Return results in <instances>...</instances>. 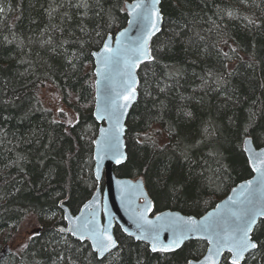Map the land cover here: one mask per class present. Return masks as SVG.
I'll return each instance as SVG.
<instances>
[{
    "label": "trees",
    "instance_id": "16d2710c",
    "mask_svg": "<svg viewBox=\"0 0 264 264\" xmlns=\"http://www.w3.org/2000/svg\"><path fill=\"white\" fill-rule=\"evenodd\" d=\"M127 1L132 0H88L91 8L85 10L76 7L80 0H0V264H71L69 257L75 264H95L87 242L77 252V239L56 226L65 225L60 201L77 214L99 185L93 170L100 124L93 114L91 53L102 46L97 31L114 35L126 26L129 15L119 9ZM161 11L163 26L151 41L158 62L138 68L139 96L126 123L129 159L114 171L118 177H143L154 204L152 215L170 209L201 217L254 172L242 138L226 139L227 133L221 138L227 171L219 178L211 171L218 165L207 155L210 148L193 149L188 155L195 163H190L181 152L193 138L183 139L180 147L177 141L189 132L199 140L209 120L227 125L231 117L242 127L253 121L264 125V0H162ZM178 70L179 76L169 78L168 73ZM209 71L223 73L226 84L217 88ZM47 84L76 114L72 124L44 105L42 88ZM185 112H192L193 119ZM165 165L173 179L191 168L209 180L193 177L201 187L190 185L199 193L191 198L164 195L156 172ZM29 215L42 223L39 235L15 252L11 239ZM115 236L123 251H114L106 264H185V258H200L207 248L206 242L191 240L165 259L119 226ZM252 264H264V256L257 253Z\"/></svg>",
    "mask_w": 264,
    "mask_h": 264
},
{
    "label": "snow or ice",
    "instance_id": "6c2138e0",
    "mask_svg": "<svg viewBox=\"0 0 264 264\" xmlns=\"http://www.w3.org/2000/svg\"><path fill=\"white\" fill-rule=\"evenodd\" d=\"M160 4L161 0H132V3H126L125 8L119 9L120 11H127L128 15L133 17L128 21L129 26L136 27L138 31L137 36L126 45L121 44L119 37L127 36L129 31L127 28L118 34L115 41L116 47L112 46L113 37L111 33L107 31L103 34L99 31L96 32V36L100 37L99 42L103 46L98 52H92L91 55L97 57L98 63L103 64L109 72L119 70V74L123 77L121 90L117 91L114 97L111 95L112 90H108L109 101L104 111L107 114V119L111 122V126L108 129L101 128L102 137L93 141L98 146L95 170L97 181L101 178V164L104 159L110 158L117 165L123 164L129 159L128 154L121 151L123 147L122 137L125 133V127L121 121L127 109L137 97L138 80L135 69L144 61L149 63L158 62L156 57L152 55L148 42L152 36L161 31L160 26L164 16L161 8L158 7ZM76 7L88 10L91 5L88 0H80ZM0 11H3V9H0ZM101 11H103L102 8ZM101 11L95 13L97 17L101 15ZM226 15L231 17L233 13L228 11ZM249 23H252V21H249ZM81 31H84V29L82 28ZM8 42L11 43V41ZM45 43L50 44L51 41ZM52 51L55 52V49H52ZM231 51L236 52V49L232 48ZM221 54L223 57L228 58L229 54L227 52L221 50ZM121 65H123L122 69L120 68ZM223 67L227 69L228 66L224 64ZM97 75H101V73L98 71ZM179 75V70L176 73H168L169 78ZM227 75H232V73H227ZM207 76L216 84L217 88H222L226 84L223 73L214 74L209 71ZM201 79L204 85L208 84L207 79L203 77ZM121 98L123 103L119 102ZM225 98L229 101L232 100L231 96ZM58 111L67 115L64 113L63 108H59ZM184 115L188 119H193L192 112H185ZM96 118L104 119L105 116L97 114ZM66 122L73 123L71 119ZM53 123H58V121H53ZM225 133L228 134L226 139L242 138V143L245 146L257 145V148H244V152L248 153L247 164L257 175L253 179L247 180L242 186L240 196L243 199L229 196L223 208L218 204L216 208L219 211L214 210L208 213V216L202 218V221L197 220L194 216L183 217L179 213H162L156 217V222H154L148 219L146 215V213L153 210L154 204L148 199L147 193H143L145 196L144 204L138 206L141 210L134 214L133 223L136 231H129L127 227L121 225L122 231L127 233L129 237H134L137 241H143L148 245L151 253H158L164 256L165 259L175 253L177 249H181L185 240L192 237L206 240L209 245L206 254L195 260L185 258V264H252L257 253L264 256V147H259L260 143H264V125H257L253 121L242 127L236 124L231 117L228 118L227 125L209 120L205 122L204 127L200 130L199 140H195L192 133L189 132L177 141V147L181 146L183 139L193 138L194 142L183 145L181 152L184 160L190 163L195 162L191 161L188 155L189 152L200 146L210 148L207 155L218 165L216 169L211 171L214 178H219L227 171L221 152L223 146L221 138L225 137ZM175 136L180 137L181 133L175 132ZM153 143L155 144L154 141ZM169 170L170 165H165L163 168H157L156 172V183L161 186L164 195L179 196L183 194L191 198L194 194L198 195L199 193H194L190 185H194L196 189L201 187V185L195 184L193 177L197 179L204 177L205 180H209L204 172L197 174L191 168H189L187 174L173 179L169 175ZM145 171H148L147 165H145ZM233 191L235 192L236 189H233ZM93 200L96 201L97 198L94 196ZM92 203L93 201H89L84 204V209H88ZM60 207H64V201H60ZM90 216L91 219L84 216L83 212L81 216L74 217L65 214L63 219L79 223H72L67 229L58 228L57 231L70 233L71 236L76 237L77 242L81 244V248L76 249L77 252H81L84 243L87 242L90 245L89 256L95 261V264H106L109 257L113 256L114 251L116 253L123 251L122 242L112 232L111 219L108 220L106 225H100L95 219V209L91 211ZM161 221H164V223H160ZM166 229L172 233V238L164 242L161 240L160 235ZM37 235H39L38 232H33V236ZM27 246V244L24 245V247ZM60 258L64 259L62 256ZM68 259L71 264H75L71 257ZM137 264H140V262L138 261Z\"/></svg>",
    "mask_w": 264,
    "mask_h": 264
},
{
    "label": "water",
    "instance_id": "95a60500",
    "mask_svg": "<svg viewBox=\"0 0 264 264\" xmlns=\"http://www.w3.org/2000/svg\"><path fill=\"white\" fill-rule=\"evenodd\" d=\"M126 3L130 4L132 2H126ZM158 7L161 8V4ZM130 19H133V17L129 16L128 21ZM162 26H163V22L160 26L161 29H162ZM126 28L129 29L127 36L126 37H119L122 45H126V44L130 43V40L134 39L137 36V34H138L137 28L134 26L130 27L129 23L127 22V24L124 28L120 29L114 36L112 35V37H113L112 46L113 47L117 46L115 41L118 38V34ZM158 33L159 32H157L156 34H158ZM154 36H152L148 42L150 49H151V41H152V38ZM99 50H96L94 52H98ZM93 59H94V66H95L94 73H95V78H96L95 79V107H94L93 114H94L96 121L100 124L98 135L95 139V140H98L103 135L101 133L100 129L101 128L108 129L111 126V122L107 119V114L104 111V109L107 106L108 101H109V91L108 90L109 89L112 90L111 95L114 97L115 93L117 91L121 90L123 77L119 74V70H113V71L109 72V70L104 68L103 64L98 63L97 57L93 56ZM144 62H147V61H144ZM120 68L122 69L123 65H121ZM138 68L135 69V75L137 77L138 84H139V78H138V74H137ZM98 71L101 73V75H97ZM109 77H110V79H109ZM98 81H99V83H97ZM138 95L139 94H138V85H137L136 100L133 101L131 106L127 109V112L121 121L125 127V133H124V136L122 137L123 147H122L121 151L126 152V153H127V147H126V142H125V135H126V131H127L126 123H127V119L129 117V114H130L134 104L138 100ZM119 102L123 103V99L121 98ZM97 114L104 115L105 118L104 119H97L96 118ZM245 147L257 148L254 144L253 145H247V146L244 145V148ZM261 147H264V145ZM97 152H98V146L94 143V169L93 170H94L95 178H96V171L95 170H96V164H97V160H96ZM246 155L248 156V153H246ZM120 165H122V164H120ZM120 165H117L114 162V160H112L110 158L104 159L102 164H101V173H100L101 178L98 181V182H101L102 180H104V187L102 188L101 185H99L96 192L93 194V196L86 202V203H88L89 201H93L92 205H90V207L88 209H84V207H83L84 205H83L77 214H73L71 212V210L66 205H64V207L62 208L64 211V216H65V214H67L69 217L81 216V214L83 212L84 216H87L89 219H91L90 213L93 209H95V219L100 225H106L109 219L112 220V232L114 233V235H115L116 225H118L120 228H121V225H123L124 227H127L129 229V231L135 232L136 228H135V224L133 223V220L135 218L134 214H135V212H138L141 210V208L138 206H143V204H144L145 196L143 193H146V189L144 187L142 178H138L137 180H132L130 178L117 177L115 174L114 168L116 166H120ZM256 175H257V173L254 172V174L251 178L246 179V180L240 182L239 184H237L234 188H232V190L223 199H221L217 203V205L219 204V205H221V208H223L224 203L229 196H232L233 198L243 199V197L240 196L242 186L245 184V182L247 180L253 179L254 177H256ZM141 181H142V185H141ZM254 187H255V185H254ZM233 189H236V191L234 192ZM245 195H247V193H245ZM94 196L97 198L96 201L93 200ZM141 199H143L142 203L140 202ZM216 206L213 209H211L210 211H208L206 214H204L203 216H201V217L194 216V217L197 220L202 221V218L207 217L208 213H211L214 210L219 211V209H217ZM162 213H167V214L179 213V215L183 216V217L193 216V215H185L179 211L170 210V209L163 210L154 216H150V212L146 213V215H147L148 219L156 222V217ZM169 218H171V217H169ZM72 223H79V222L66 220V225H58V226H56V230L58 228H61V227L67 229L68 227L71 226ZM160 223H164V221H161ZM121 230H122V228H121ZM63 234L71 235L70 233H63ZM125 234L127 235V233H125ZM74 238L76 239V237H74ZM132 238H134V237H132ZM160 238L162 241L167 242L169 239L172 238V233L166 229V230L161 232ZM191 240H201V241H204L207 243L206 240L198 239L196 237H192L188 240H185L184 244L188 241H191ZM140 242H143V241H140ZM208 247H209V245L207 243V248ZM7 250L9 251L10 249L8 248ZM206 252H207V249H206L204 254H206ZM200 258H202V256ZM193 260H195V259H193Z\"/></svg>",
    "mask_w": 264,
    "mask_h": 264
},
{
    "label": "rangeland",
    "instance_id": "374dc122",
    "mask_svg": "<svg viewBox=\"0 0 264 264\" xmlns=\"http://www.w3.org/2000/svg\"><path fill=\"white\" fill-rule=\"evenodd\" d=\"M42 99L45 102V106L53 109L57 114L59 113L58 109L63 108L64 112L67 114L68 120L71 119L75 121L77 119L76 114L73 111L67 109L60 101V94L56 88L52 85H45L42 88ZM42 223L34 215H29L24 219L20 224L17 231L14 234V237L11 239L13 241L12 246L15 252H20L25 247L24 245L28 243L30 237H33V232H37L41 229Z\"/></svg>",
    "mask_w": 264,
    "mask_h": 264
},
{
    "label": "bare ground",
    "instance_id": "6f19581e",
    "mask_svg": "<svg viewBox=\"0 0 264 264\" xmlns=\"http://www.w3.org/2000/svg\"><path fill=\"white\" fill-rule=\"evenodd\" d=\"M178 250H180V249H178Z\"/></svg>",
    "mask_w": 264,
    "mask_h": 264
}]
</instances>
